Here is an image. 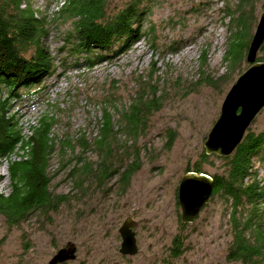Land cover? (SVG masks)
I'll use <instances>...</instances> for the list:
<instances>
[{
    "label": "rangeland",
    "instance_id": "1",
    "mask_svg": "<svg viewBox=\"0 0 264 264\" xmlns=\"http://www.w3.org/2000/svg\"><path fill=\"white\" fill-rule=\"evenodd\" d=\"M31 1L47 16L46 44L57 67L36 89L41 93L36 105L21 108L15 102L13 111L21 114L26 135L41 117L55 118L50 190L68 197L58 209L36 212L15 226L0 215V264H49L58 250L72 246L77 258L64 264H242L228 259L233 236L225 199L212 196L200 217L181 227L178 190L182 177L204 161L203 155L208 157L204 171L225 169L217 155L206 154L204 142L229 89L250 66L247 51L264 13V0H136L149 8L147 35L125 53L92 67L85 66L82 56L70 54L66 38L75 19L62 15L65 0ZM129 1L135 0H109V11ZM231 44L242 54L236 62L226 58ZM77 59L79 68L74 67ZM257 60L264 61V43ZM150 85L162 95V108L136 143L120 134V149H129L122 154L124 165L139 153V168L129 184L123 186L117 176L103 189L95 182L78 183L74 168L96 159L91 151L80 155L78 139L92 141L97 136L107 107L104 101L115 95L121 110ZM248 130H264V108ZM66 139L75 150L62 149ZM10 159L20 156L15 153ZM256 167L264 177V163L256 162ZM0 176V191L8 194L6 160L0 164ZM130 216L139 223V252L133 256L119 252V228Z\"/></svg>",
    "mask_w": 264,
    "mask_h": 264
},
{
    "label": "trees",
    "instance_id": "2",
    "mask_svg": "<svg viewBox=\"0 0 264 264\" xmlns=\"http://www.w3.org/2000/svg\"><path fill=\"white\" fill-rule=\"evenodd\" d=\"M61 10L65 17L75 19L66 38L70 54L82 56L87 67L125 53L147 35L144 21L149 8L142 6L141 1H129L111 12L109 0H65ZM48 34L47 16L36 10L31 0H0V164L4 160L8 162L10 187L8 194L0 191V215L10 226L18 225L36 212L54 211L68 197L50 190L54 178L50 162L56 151L52 135L55 118L41 117L38 125L31 127L32 133L26 135L19 121L21 114L13 111L15 102L21 108L36 105L41 94L36 89L56 71L55 57L46 44ZM240 56L238 48L231 44L226 58L236 62ZM77 62L75 68L80 67L78 59ZM201 62L205 63L204 52ZM208 82L214 85L216 81ZM113 97L104 101L107 107L103 108L97 136L92 141L85 137L78 139L80 155L91 151L96 159L87 160L73 171L78 183L95 182L100 189L116 176L123 186L129 184L139 168L136 162L139 153L133 155L134 162L124 165L122 154H127L129 149H120V134L136 143L150 127L152 116L163 106L162 95L152 85L121 110L117 105L119 100ZM172 142L170 137L169 144ZM62 149L75 150V146L66 139ZM15 153L19 154V160L10 159ZM207 158L203 155L204 161L188 171L212 176V196H221L229 206L233 237L228 259L242 264H264V177L256 167V162L264 163V130H248L230 157L217 156L225 165L221 173L204 171L202 164ZM180 244L181 241L175 244L174 254L179 252Z\"/></svg>",
    "mask_w": 264,
    "mask_h": 264
},
{
    "label": "water",
    "instance_id": "3",
    "mask_svg": "<svg viewBox=\"0 0 264 264\" xmlns=\"http://www.w3.org/2000/svg\"><path fill=\"white\" fill-rule=\"evenodd\" d=\"M264 43V13L252 37L247 62L250 66L233 83L223 101L221 112L205 142L207 155L230 157L243 141L255 117L264 108V61L257 56ZM214 190V178L204 172L189 171L179 185L178 200L181 207V227L195 222L209 203ZM132 216L126 218L119 228L122 238L119 252L133 256L139 252ZM76 247L60 249L49 264H59L77 258Z\"/></svg>",
    "mask_w": 264,
    "mask_h": 264
},
{
    "label": "flooded vegetation",
    "instance_id": "4",
    "mask_svg": "<svg viewBox=\"0 0 264 264\" xmlns=\"http://www.w3.org/2000/svg\"><path fill=\"white\" fill-rule=\"evenodd\" d=\"M67 248V247H66ZM59 251V250H58ZM76 255H77V251H76ZM68 261L64 262V263H67ZM50 263V262H49ZM64 263H59V264H64Z\"/></svg>",
    "mask_w": 264,
    "mask_h": 264
}]
</instances>
